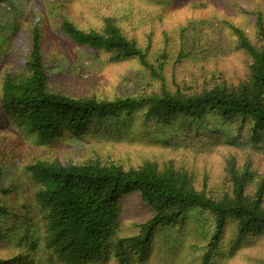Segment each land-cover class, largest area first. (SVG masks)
I'll use <instances>...</instances> for the list:
<instances>
[{
    "label": "trees",
    "instance_id": "trees-1",
    "mask_svg": "<svg viewBox=\"0 0 264 264\" xmlns=\"http://www.w3.org/2000/svg\"><path fill=\"white\" fill-rule=\"evenodd\" d=\"M9 2L0 0V6ZM247 4L240 12L253 23L254 33L230 25L242 64V71L233 77L215 65L200 64L187 71L189 80H181L175 65L169 67L167 49L152 53L151 38L140 42L117 18L106 17L97 29L87 31L62 19L63 37L90 55L105 56L112 63L136 61L149 73V83L139 94L112 100L77 96L60 84L58 88L53 82L58 64L47 61L42 31L35 26L28 32L26 51L18 55L16 67L0 77L1 125L45 146L81 137L95 123L132 119L136 114L148 128L158 126L160 132L156 129L153 135L168 136L164 129L175 122L188 132L190 127L199 128V136L219 135L220 129L204 127L213 117L237 122L240 129L247 123L251 141H264V0H247ZM182 46L179 58L192 59L196 36ZM179 134L175 131L163 142L173 150L182 141L185 149L193 142L192 146H199L196 154L204 153L200 148H205V142L217 147V142L201 137L194 140L191 133ZM14 160L10 149L5 150L0 164V264H100L107 260L148 264V251L161 231L181 224L194 210L208 212L213 224L205 261L221 240L228 239L230 252L243 255L244 264H264V169L250 155L242 161L234 153L225 155L219 184H210L205 169L173 160H147L126 167L99 158L63 163L34 157L22 165L27 182L35 187L34 208L24 206L23 211L13 207L8 195L12 185L23 182L19 174L10 181ZM133 194L149 206L150 216L127 233L119 205ZM229 228L234 232L232 240L226 237Z\"/></svg>",
    "mask_w": 264,
    "mask_h": 264
},
{
    "label": "rangeland",
    "instance_id": "rangeland-1",
    "mask_svg": "<svg viewBox=\"0 0 264 264\" xmlns=\"http://www.w3.org/2000/svg\"><path fill=\"white\" fill-rule=\"evenodd\" d=\"M242 7H248L247 0H10L0 6V77L16 67L18 55L26 51L28 32L38 26L42 31V47L47 61L55 66L58 64L53 79L57 86L62 85L65 91L74 95L98 100L139 94L149 83L150 76L138 62L112 63L105 56L90 55L60 32L62 19L87 31L97 29L100 22L109 16L117 18L126 32L140 42L145 43L148 37L151 38L152 53L159 54L167 49L169 67L175 65L176 76L181 80H189L187 71L198 68L200 64L210 68L215 65L233 77L242 71V64L241 53L233 47L230 25L254 33L253 23L240 12ZM256 7L253 4V8ZM194 35L197 38L195 56L192 59L179 58L182 45L185 41L191 42ZM209 118L204 127L220 129L219 135L199 136L196 135L199 128L190 127L188 132L179 122L163 127L168 136L153 135V132H160L158 126L148 128L143 117L136 114L132 119L122 117L95 123L81 137L61 139L45 146L36 140L33 142L27 134H14L11 127L6 131L0 122V164L5 150L10 149L15 155L9 167L10 181H14L18 174L23 181L21 184L16 182L17 186L12 185L13 191L8 194L12 205L20 211L24 206L30 210L34 208L31 199L35 187L27 182L29 178L22 171L23 163L34 157L63 163L99 158L126 167H135L147 160H173L178 165L205 169L210 184L221 182L222 160L229 153L238 155L240 161L250 155L255 165L264 169V141H251L249 124L240 129L237 122ZM175 131L180 133L179 136L192 134L194 140L201 137L205 141L217 142V147L212 148L205 142V148H200L204 153L196 154L198 145L192 146V142L185 149L182 141L173 150L162 138H170ZM220 141L224 143L218 145ZM134 195L120 200L119 205L123 230L127 233L150 216L149 206ZM209 216L208 212L194 210L181 224L162 230L148 251V264H244L243 255L230 252L232 246L227 238L232 240L234 233L230 228L227 240H221L217 251L205 261L206 239L213 229ZM100 264L115 263L107 260Z\"/></svg>",
    "mask_w": 264,
    "mask_h": 264
}]
</instances>
